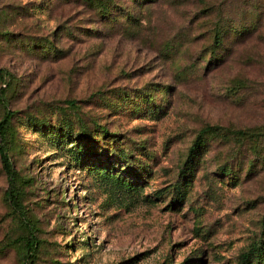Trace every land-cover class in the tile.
<instances>
[{"label":"rangeland","instance_id":"374dc122","mask_svg":"<svg viewBox=\"0 0 264 264\" xmlns=\"http://www.w3.org/2000/svg\"><path fill=\"white\" fill-rule=\"evenodd\" d=\"M3 89L29 264H264V0H0Z\"/></svg>","mask_w":264,"mask_h":264},{"label":"trees","instance_id":"16d2710c","mask_svg":"<svg viewBox=\"0 0 264 264\" xmlns=\"http://www.w3.org/2000/svg\"><path fill=\"white\" fill-rule=\"evenodd\" d=\"M0 104L5 107V113L0 120V154L2 158V163L4 166V169L9 177L10 180V187L6 190L5 196L10 201V204L12 207L18 212V214L24 218V226L27 232L26 236V247L28 251V256L25 257L22 264H29L31 257L33 256L34 252L36 251L37 245H38V239L36 236V229L32 221L26 216V212L23 207V203L19 195L17 194V191L15 189V179H16V171L14 168V165L12 163V160L10 159L8 150V143L6 136L8 134V131L11 127L12 118L14 115V111L8 108V101L6 98V91L3 89L0 92ZM198 144L195 143L191 146V152H194L198 148Z\"/></svg>","mask_w":264,"mask_h":264}]
</instances>
